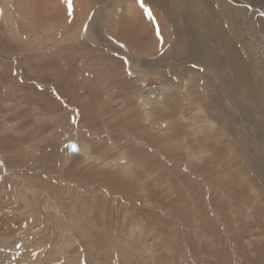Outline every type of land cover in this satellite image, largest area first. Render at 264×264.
Segmentation results:
<instances>
[{"label":"rangeland","instance_id":"374dc122","mask_svg":"<svg viewBox=\"0 0 264 264\" xmlns=\"http://www.w3.org/2000/svg\"><path fill=\"white\" fill-rule=\"evenodd\" d=\"M20 1H0V264H264V0H217L224 27L206 0L190 2L210 37L226 30L251 85L202 53L187 63L151 5L164 46L152 54L122 38L124 9L139 0H73L83 20L72 15L46 44L33 29L61 23L62 4L38 0L40 22L24 33ZM138 69L146 81L128 89L121 80ZM168 85L199 90L146 118L133 92ZM195 105L219 136L185 121ZM70 141L90 148L71 156Z\"/></svg>","mask_w":264,"mask_h":264},{"label":"bare ground","instance_id":"6f19581e","mask_svg":"<svg viewBox=\"0 0 264 264\" xmlns=\"http://www.w3.org/2000/svg\"><path fill=\"white\" fill-rule=\"evenodd\" d=\"M0 1L3 2V0H0ZM8 1L11 2V0H8ZM37 1L38 0H21L17 4V8H19L18 15L20 13V16L23 17L25 19V22H26L23 25H21V29L23 30L24 33H27L26 29L27 30L28 29H33L34 25H35L34 23L40 22V20L39 21L35 20V22H33L31 20V19L34 20L35 18L37 19V17H38V15H37V6H36L37 5ZM50 1L51 0H48V2H50ZM176 1L177 0H174V1H171V0H148V4H147V2H144V4L146 5L147 8L151 9L152 13L155 12V11L152 8H150V5L155 7V9H157L159 11L160 15L162 14L163 17H165L167 20H169L173 24V27H174V31L173 32H176L178 34L177 36H179L177 38V42H176L178 44L177 47L183 53V55H185V57H187L189 55V53L190 54L193 53L195 55H198V57H201L199 55L202 53L203 57L201 58V60L203 61V63L204 62H207V63L209 62V64L212 65L213 67H215L216 69L220 68V69L223 70V68H225L226 70L230 71L231 75L234 76L233 80H235V79L241 80L245 84L251 85L250 83H253L254 80H253V76L251 74L250 66L244 60L243 56L241 57L239 54H237L238 50L234 51L235 50V48H234L235 44L233 43V40H229L228 39V37H227L228 35L226 34V30H224V28H223V29H221V31H218L219 36H217V37L214 36L216 38L210 37L209 36V32H207V28L204 25H202V23H201L199 15L197 14V12L194 13V11L192 10V8L194 6H193L192 3H190L191 0H184L185 1L184 5L181 6L183 8L175 6V8L178 9V10H177V14H174L175 9H174L173 5L176 3ZM245 1H248V0H233V2H238L240 4H244ZM213 2H211L210 0H206V3H207L206 4L207 5L206 9L208 10L210 16H212V18H215L216 23L217 24H221V26H223L222 21L219 22V20H221L222 17L225 18V16L224 15L221 16V14L218 12V9L220 8V6L217 4L218 1L215 0V3H213ZM4 3H5V1H4ZM52 3L62 4V6L60 8L62 9V12L64 13L63 17H62L63 20L61 21V23H57L58 21L55 23L54 19H50L49 18L48 22L44 21V22H46V23H44V26H43V23H39V26L42 25V27H43L42 31H43L44 35L36 33L35 29H33V32H34L33 39L35 41H37V42H41V43H45L46 44V43H51L52 41H54L53 40L54 39L53 35L55 33L60 32V29L62 27L68 26L70 24V23L68 24L69 21H67V19L69 17H71L72 15L78 21H81V19H82L83 11H82L81 7H79L73 0H53ZM10 7H11V5L9 6L7 3H5L3 5V11L5 10L6 12H8V16H10V13H11L10 10H9ZM41 9H40V11H41ZM44 9H45V6H44ZM229 9H230V7H229ZM179 10H181V11H179ZM124 13H125L123 15L124 19L122 20V22H123V25H122L123 26V36H121L122 38L125 37L126 40H128V41L132 40L133 42L135 41L138 44L141 43L142 44L141 47L144 46L146 51L147 52H151L152 54L154 52H156L157 50H160V48L164 46V42L158 36L157 33H155L156 35H154V36H156V38H157L156 40H158V42L156 40H152L151 38H149L148 27L154 28V31L159 32L161 35L164 34V29H160V28H163V27H161L162 25L161 26L156 25V24L152 25L149 22L150 19H149L148 15L146 14V10H145V8L141 7L139 1H136L135 3L133 2V3L129 4L127 6V8L125 7ZM39 16H40V13H39ZM74 18L72 19L73 22H74V20H76ZM226 19H227V17H226ZM228 20L235 21L236 18H235V16H231V17L228 18ZM203 24H204V22H203ZM260 24L264 28V23L261 22ZM224 26H225V24H224ZM217 28H216V30H217ZM137 31H138V33H137ZM154 31H153V33H154ZM240 31L243 32L242 30H239V32ZM263 31H264V29H263ZM63 32H64V30H63ZM74 36H76V35H74ZM168 42H170V41H168ZM196 45H199L202 48L194 47ZM128 48H129V45H128ZM198 51H200V53H198ZM142 56H143V54H142ZM112 58H111V55H110V59H112ZM150 58H152V57H150ZM113 59H115V58H113ZM181 59H183V58L179 57L178 61H179L180 64H183ZM198 59H200V58H198ZM151 60H149V58L144 59L143 63L146 66H144L142 68L145 69L148 66V64H151L152 63ZM189 60H190V56L187 57L186 62L187 63L191 62V60L190 61ZM129 63L130 62H128V65H129ZM160 65H162V64H160ZM160 65H158V66H160ZM131 66H132V64L129 66V68L126 67L128 69L127 72H129L130 74H133L132 76H134L135 75V72H134L135 70L133 71ZM137 67H138V65H137ZM143 71L144 70H141V69H138L136 71L138 74L139 73L142 74V75L139 74V75H141V77H139V75L137 74L138 75L137 77H139L140 79L132 77V76L131 77H127L126 76V78H124L122 76V78H124L123 80H121L123 82V85H125L129 89V87H131V86H137V84L141 85L142 83L144 84V82L146 81L147 77L145 78V75L143 74L144 73ZM126 74L128 75V73H126ZM157 74H159V73H157ZM103 76L101 74V77H103ZM89 77H91V76H89ZM99 77H100V75H99ZM161 78H167V74H161ZM110 80H112V79H110ZM128 83H130V85H128ZM189 86H187L186 88L185 87H180V86L176 87V86H173V85L161 86V87L160 86L145 87L143 89L141 88L140 90H136L135 92H133L134 93L133 96L135 97L134 98L135 100L137 99V101H138V103H139V105L141 107V110H143L144 112L152 111V112L147 113V115H145V117L147 118L148 115H150V116L153 115L154 116L155 114L160 113V112L162 113L163 111L168 109L167 104L174 98L173 96L177 97L178 94H180L182 90L183 91L185 90L187 92L193 93V94H190V96L194 95L199 90V89L198 90H193V88L191 87L193 85H189ZM256 88H257V86H256ZM250 91H252V89H250ZM183 94H184V92H183ZM257 94H258V92L256 91V93H255L256 97H257ZM105 100H106V98H105ZM109 101H111V100H108V102ZM106 105H107V103H106ZM190 108H191L192 111H191V114L189 116H191V117L184 116L181 113L183 118H186L185 121H192L194 123V124H192L193 127H194V125L205 124L206 128H205V130L204 129L203 130L205 132V137L204 138H206L207 140H209L208 137H207V134H209V133L211 135L214 134V133L215 134L217 133V136H219V131L215 128L216 125L214 124V122H212V121L209 122L207 117H200V114L202 113V110H201L200 106L195 105V106H191ZM193 108H195V109H193ZM184 110H186V108L182 109L181 112H183ZM89 115L91 116V114H89ZM203 115H205V114H203ZM90 118L92 119V117H90ZM84 119H86V118H84ZM196 120L200 121V122H196ZM166 124L167 123H165V122L154 123L152 125V129L160 131L161 127L163 128L164 126H166ZM207 124L209 126H211V128L208 127ZM122 125H123V123H122ZM88 147L89 146H87L85 143H81L80 146H79L80 152L72 154L71 156L82 155L84 153L85 149H87ZM89 152H90V150H89ZM127 155H129V154H127ZM112 182L114 184V181H112Z\"/></svg>","mask_w":264,"mask_h":264},{"label":"water","instance_id":"95a60500","mask_svg":"<svg viewBox=\"0 0 264 264\" xmlns=\"http://www.w3.org/2000/svg\"><path fill=\"white\" fill-rule=\"evenodd\" d=\"M191 111H192L191 109H186V110H184L182 112V114L184 116H188L191 113ZM67 149H68V152L71 153V154H75V153L80 152V148H79L78 144L75 141H70L67 144Z\"/></svg>","mask_w":264,"mask_h":264},{"label":"snow or ice","instance_id":"6c2138e0","mask_svg":"<svg viewBox=\"0 0 264 264\" xmlns=\"http://www.w3.org/2000/svg\"><path fill=\"white\" fill-rule=\"evenodd\" d=\"M139 3L142 8H145L146 14L148 15L149 19L155 20V17L153 16L151 9L147 8L146 5L144 4V0H139ZM157 34L159 35V32Z\"/></svg>","mask_w":264,"mask_h":264}]
</instances>
